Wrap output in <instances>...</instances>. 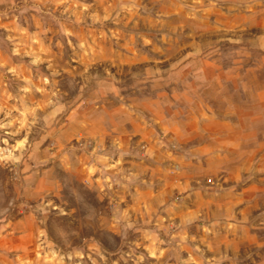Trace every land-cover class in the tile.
<instances>
[{"label":"rangeland","instance_id":"1","mask_svg":"<svg viewBox=\"0 0 264 264\" xmlns=\"http://www.w3.org/2000/svg\"><path fill=\"white\" fill-rule=\"evenodd\" d=\"M0 264H264V0H0Z\"/></svg>","mask_w":264,"mask_h":264}]
</instances>
